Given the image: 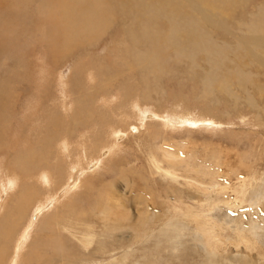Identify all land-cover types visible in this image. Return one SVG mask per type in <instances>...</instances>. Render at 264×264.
I'll use <instances>...</instances> for the list:
<instances>
[{
  "label": "rangeland",
  "instance_id": "374dc122",
  "mask_svg": "<svg viewBox=\"0 0 264 264\" xmlns=\"http://www.w3.org/2000/svg\"><path fill=\"white\" fill-rule=\"evenodd\" d=\"M6 1L10 3L14 2V0ZM37 1L38 0H24V3H30L29 6L26 7L28 14L20 21L19 27L16 30V36L19 37V39H17V43L20 47L25 48L21 50V53L18 50L16 52L14 49L9 51L3 50L0 53L7 55L5 58L3 57L4 59L0 58V73H7V76H5V74L4 76L0 74V77L3 76L2 80L10 81L12 86L9 84L8 86L10 88H7L12 90L13 93V95L11 94L8 97L7 101L0 103V115L2 116L0 127L3 125L2 127L5 129L4 130L1 127L0 132L3 129L4 134H7V136L9 135L8 137L3 136V138L5 141H7V139H10L11 137V140H8L9 142L11 141V143L13 141V144L9 143L12 145L11 147L2 138V140H0V146H5L4 143H6V145L10 147L8 148V153L10 154L14 148L19 146V144H24V141H26L27 143L25 142V144H27L28 148L35 144L33 149L39 153H55L56 155L50 154V158L52 155V162L55 160L61 161V159L68 160L70 162L71 160H74V158L77 159L78 154L83 152L82 155L80 154V159L82 158L80 160L81 167H79L78 171L76 172L78 180L83 184H81L79 189H75L69 193V195L65 197L62 202H58L56 204L55 209L57 211L61 210L63 205H65L70 198H74V195L77 194H81L83 198H86L84 197V194L89 193L88 200L90 201L91 196L94 195L93 191L99 186L101 182H107L109 179L117 176L120 173V168L118 167L120 164L124 165V172H126L125 175L123 173L122 178H116L117 181L113 187V198H115L116 201L112 199L111 200L114 204V210L116 211L115 214L110 215L107 219H109L108 222H113L114 219V223H105L104 220L107 219H103L101 214L96 215L95 218L92 217L90 221L91 224L88 223L90 226H88L89 232L90 230L93 232H90L89 234L90 237H92H89L90 240L93 239L91 240L90 244L84 246L83 243L80 242V238L77 241L74 237L69 236L67 231L72 233V230L69 228L67 223L68 215L65 213L62 214V219H59V221H62V223L59 224L62 227V231L59 233L61 234V237L65 239L66 245L70 248L68 251L71 253L70 259H72L70 264H78L76 259L83 253L89 254L93 251V248L98 249L100 253H102V251L106 250V248H103L102 250L104 244L114 237L121 238V241H124L121 244L130 245L127 250L131 249L132 257L122 258L120 255L122 248H117V250L111 252V255L109 253L97 255L98 258L95 259V262H98L97 264H130L132 261L141 263L147 262V264H203L206 259V255L203 251L204 249L212 250L214 252V258L217 261L216 264H222V262L225 263L226 261H223L224 256L231 257L239 254L238 257L244 258L246 251L249 253V255H247L249 258L246 257L247 260H251L253 264H264V245L250 252L249 249H247L244 245V241L246 240L247 244H252L255 242V245L257 243L258 237H262L264 240V229L257 227L255 230L258 234L256 233L254 235L252 233L253 229L250 226L251 216L252 219H256L259 223L263 224L262 215L258 214L256 211H247L246 215L243 214L244 218H242L241 222L236 224L231 220V215H233V217L235 216L234 219H237L241 215L242 212L240 213V208L238 207L235 208L232 205L227 206V204L225 205L217 201V207L215 205L214 209L207 210L209 202L212 199L216 203L218 197L225 196V198H227L233 191L237 190L241 186L240 183H243V190L246 192V194H249L248 196H252V199H256L258 197L260 198L262 203L257 209L264 214V90L260 89L259 91L257 89V85L262 86L264 84V63H257L258 61L256 57H251V62H246L248 66L245 63L243 70L249 74L251 78L254 79V81H246L243 86L239 85L238 81L236 80V76L228 77L229 82L232 84V89L235 90L234 94L220 90L217 88L215 83L214 89L204 97L202 94L201 97L199 96L202 89L201 75L204 72H209L212 70L210 66L212 57L210 59L203 60L204 55H200V60L197 61L198 58L196 59V63L200 65V67L195 66L194 68L193 66V69L189 70L188 66L191 61L189 58H182L181 62H176L175 59L173 60L171 58L169 63L174 65V70L176 71H172L173 73L171 72L169 75L165 74V76H161L157 73L155 78L158 79L161 77V80L159 78V86L156 85L157 87H154V92H156H152L150 94L149 100H142L139 90L136 92L137 95L134 94V99H137L139 103L145 102L142 105V110L144 113L152 116V118L149 120L151 125L158 127L161 125H166L165 122H169L173 118V109L183 110L181 112H191L192 116L194 117V119L191 121V124H180L177 127H170L167 125L166 127H163V130L165 131L155 140H152L149 137L144 125H140L142 131H139V133L137 131L127 133L124 138H120L118 140V143L113 149L108 151V145L111 142L108 140V137L113 135V132L116 129L126 131L127 128L121 125L115 126V128L111 127L113 124L116 125V123H118L121 118L120 110L122 109L111 108V106L118 99L117 91L119 89L111 88L108 90V88H106V90H100L99 86L97 85L99 82H101V77L98 73V70L102 67L105 71H110L112 67H115L114 61L117 60V56L119 54L118 50H121L120 47L123 45L121 43H132V39L130 38V35L127 34V32L133 30V28L130 25L125 26L129 22L131 15L121 16V19L115 21L113 26H111L108 31L104 29V32L100 37L93 40H88L84 44L74 47L69 51V53L65 54L63 58L60 56L54 58L51 56L48 49L52 41L56 42L59 40L56 38V31L59 29V27L47 22L46 14L41 16L33 13ZM50 1L52 3L50 9L52 10V8H54L55 13L64 18V15H66L65 13L67 12L63 5L64 0ZM262 5H264V0H232L228 11L229 14L235 16V19H229V24L232 26V31L226 33L224 30H215L214 36L218 37L217 41L219 43L225 41L222 44L229 42L230 44H228V46L233 45L236 42V38L241 36V30L244 31L246 27L243 25L240 30L238 28L239 24L237 21H250L252 16H255V14L259 13ZM0 18H2L1 15ZM32 24L34 25L33 28L30 27ZM35 24H44V26L42 28H36ZM1 32L2 30H0V33ZM215 33L219 35H215ZM40 34L44 35V37H39L40 40H38L37 38ZM242 34L246 35L244 32ZM13 36V31L6 32L4 38L0 40V47H3L5 42L9 39H12ZM28 36L31 37L29 45L27 44L28 41L26 42L23 39H26ZM122 36L124 37L122 38ZM32 38H34L33 41ZM117 43H120V45H116ZM26 47V55H24ZM219 47L223 48V52L226 49V46L224 47V45ZM117 48V52L114 53L113 50ZM185 49L189 50L190 46L189 48L185 47ZM14 58L19 59L15 60ZM192 70L195 71V76L190 72ZM89 72L91 74H89ZM8 73H10V76ZM117 85L121 86L123 84L117 82ZM1 87L2 84L0 83V88ZM156 89H158L161 94ZM245 89H247V91ZM84 94H94L91 96L94 98H89L87 95L84 96ZM111 98L112 101H110ZM88 100L91 103V107H93L92 110L95 116L99 112H103L107 116L108 128L99 131V133L95 135L87 137L92 138L96 136L101 138L102 144L98 147V150L94 148L93 142L91 140H87L85 138L83 139L84 147L82 148L80 140H78L76 136L77 133L75 134L72 130V126H74V124L70 121L72 120V116L69 115H71L74 111V106H77V104L81 102L87 106ZM10 102H12V104ZM6 105H8V108L9 106L12 108H9L8 110ZM2 107L5 110L7 109L6 111L9 113L7 112V114L4 109H1ZM126 107V109L130 110L129 105H126ZM66 111L68 113H66ZM32 112L33 114H31ZM65 113L68 114L69 118H67ZM207 113L208 115H206ZM10 114H12V116H10ZM42 114L43 116L41 117ZM57 114L62 117V130L60 131V137L62 136V138L59 141H57V136L51 135L50 132H46L47 127L45 124V122H48L49 120L50 121L48 123H51L52 117H57L54 116ZM133 115L134 114L131 115L132 119ZM22 117H24V120L26 119L27 121L24 122ZM10 119H12V125H9V122H11L9 121ZM146 119L149 118L146 117ZM41 120L42 123L40 124ZM17 121H19V123H17ZM33 121L35 124L32 123ZM8 125L12 126L13 128H7ZM43 125L46 128L43 127ZM30 126L33 128H29L28 131V127ZM105 127L106 126H103V128ZM13 129H15V131ZM11 130H13L14 133L16 132L17 135ZM91 130L95 131L93 128H89L84 132L83 129L80 131L84 134H88L92 132ZM29 132H33L34 134H32V136L28 138L27 141V137L30 136ZM121 134L124 133L122 132ZM23 136L26 139H24ZM63 138L68 139L69 145H67L65 151L68 152L66 159L62 157V154H58V149H56V145H58L60 142L63 145L66 144V141ZM111 138H113V136H111ZM15 140H19L17 143H20L17 144ZM54 140L58 144L55 143ZM139 145L141 148H139ZM71 147L73 149L80 148L77 150V152H75L76 156L74 155V152L69 153V150H73ZM153 148H156L154 150L157 151V157H159L157 159L162 161V168H168V161L175 159L179 162V164L175 167L177 170L176 182L171 181L173 178L166 176L163 171L155 170L154 162L149 153V149ZM7 156L8 155L4 154V152L1 150L0 204L12 199V195H16L19 192L22 184L21 179H18L17 183H14L13 180H16L14 174L9 173L5 176L7 172L1 166L3 165V162L6 160ZM53 156L55 157L53 158ZM135 156L137 158H135ZM167 159L169 160L166 161ZM95 161L98 162L96 163L95 168L91 170L93 167H90V165ZM101 161H104L105 166L110 168V170L106 171L104 174L103 168H105V166L101 167ZM226 162L229 163V166ZM245 165H248L249 167H245ZM87 166L90 167L89 171L80 173L82 170H84L82 168H86ZM218 168L221 170H218ZM233 169H237L236 172ZM194 170L196 172H194ZM8 171L14 172L10 170L9 166ZM37 172L40 173L38 170ZM42 173L43 175H41ZM227 173H229V175ZM41 174L40 175L43 178L46 177V175L44 176V171H42ZM187 175L193 177L194 179H187V177H185ZM52 176L54 177L55 175ZM196 179H198V181ZM87 180H90L92 183V188H87ZM26 182H33L36 184L41 193L45 190L47 191V189H45L47 186H44L42 182L37 183V181L31 180L30 182H28V180ZM60 187L62 190L64 189L62 184ZM170 187L173 190L176 188L181 189V193H186L183 190H187V193L190 192L189 194H195L196 197H204L206 200L201 203L203 207L198 208L197 205V207H192L189 209V207L187 208L184 205V210L176 211L173 208L176 206V200L179 201V204H182L185 199L181 197L176 198L175 200V192H173ZM167 188L170 189L169 192ZM146 189L147 191H145ZM207 189L209 191H207ZM58 190L54 193L55 195H52L49 198V200H52L53 202L59 197L60 193H57ZM149 193V197H151V199L149 197H147L148 200L141 198V194L148 196ZM42 198V196H38L36 199L32 200V205L27 211L28 218L15 219V221H17V219H21V228L23 229L20 227H15L8 251V256L4 259V264H11L13 260L15 262H19L21 260L24 261L27 259L29 264H34L40 259V255H38L39 253L42 254L40 263H43L47 257L51 256L47 255L49 251L44 245L39 248H35L33 253H30L32 246L31 240H33L37 235L34 234L36 229L34 226L31 228V230L33 229L32 232L28 231V237L23 235L27 240L21 242L23 243L21 250H16L15 247H13L15 238L19 236L17 234H21V232L24 231L25 226L29 224L28 221H30V223L37 222L36 224L40 222L41 219L39 218L42 215V212L40 211L43 210ZM49 200L44 202L43 205L49 202ZM149 200H151V202L153 200L156 202V204L154 202L150 203ZM37 203L39 206H37ZM185 203L193 205L197 204L196 200H188ZM149 204L153 205L154 207H151ZM82 207L85 211L90 209L89 205H84ZM191 209H194L198 213L197 215H199L198 217L200 219L205 221L207 224H211V228L215 229L213 233L211 231V234L216 236V242L212 244L210 241H208L209 247L206 244L204 249H202V245H199V242H197V240L200 239V236L195 239L196 235L194 236L190 233V230L195 228L196 224L188 222L187 220L185 223L188 224L187 228L190 227L189 230L184 232L183 228L177 223L176 228L180 229L179 232L176 230L173 233L172 227H170V231L166 232L165 235L157 236L158 229H160L157 225L160 214L169 217L173 213L177 214L180 212H187L188 210L191 211ZM121 211H128L126 213H128L127 215L130 221L127 219L128 222H126V220L123 227L117 228L119 223L116 217L119 216ZM40 213L41 215L39 216ZM174 218L179 220V222L184 221V219H181L175 215ZM168 219H170V217ZM145 223L147 226H145ZM205 226L206 225H204L203 228ZM238 226L240 228H237ZM142 230L150 234V236L148 239H142L140 241ZM239 235L245 240L239 238ZM234 237L236 238L235 240ZM99 240H101L102 243H99ZM211 246L215 247L212 248ZM146 249L148 250V253H146ZM60 253L62 252L52 254L55 257H51L56 259L59 257ZM13 254L15 255L13 256ZM18 264L21 263L19 262Z\"/></svg>",
  "mask_w": 264,
  "mask_h": 264
},
{
  "label": "bare ground",
  "instance_id": "6f19581e",
  "mask_svg": "<svg viewBox=\"0 0 264 264\" xmlns=\"http://www.w3.org/2000/svg\"><path fill=\"white\" fill-rule=\"evenodd\" d=\"M231 2L232 0H64L63 5L66 8L67 12L65 13L66 15H64V18H62L61 16L55 13L54 8H52V10L50 9L52 5L50 0H38L35 5L33 13L41 15V16L46 14L47 22H49L50 24L54 26L59 27V29L56 31L57 33L56 38H58L59 40L56 42L52 41L48 49L51 56L54 58H57L59 56L63 58L64 55L69 53V51L72 50L74 47L82 45L88 40H93V39L100 37L103 34L104 29L108 31V29L111 26H113L115 21H117L118 19H121V16L131 15L129 22L125 26L130 25L133 28V30L127 32V34L130 35V38L132 39V43L122 42L121 44L123 45H121L120 47L121 50H118V48L113 50L114 53H116L118 50L119 54L117 56V60L114 61L115 67H112L110 71H105L102 67L99 68L98 70V73L101 77V82H99L97 85L99 86L100 90H106V88H108V90L111 88L119 89L117 91L118 99L111 106V108L122 109L120 110L121 118L119 122L116 123V125L113 124L111 125V127L115 128V126L121 125L127 128L126 131H121L119 129H116L113 132V135H110L108 137V140L111 141L108 145L109 146L108 151H109L110 149H113L118 143V140L120 138H124L127 135V133L136 132V131L139 133V131H142L140 128V125H144V128L146 129L149 137L152 140H155L158 136H161V134L165 131L163 130V127H166L167 125H169L170 127H177L180 124H191L192 119H194L191 112H181L183 110L173 109V112H172L173 118L169 122H167L166 121L167 119H166L165 120L166 122L164 121L166 125H161L160 127L151 125L149 120L150 118H152V116L144 113L142 110V107H143L142 105L145 102L139 103L137 99H134L135 98L134 94L137 95L136 92H138L137 90H139L142 100L144 101L149 100L150 94L154 92V89H155L154 87L158 85L159 78L161 80V77H159L158 79L155 78L157 73L160 74L161 76H165V74L169 75V73H171L172 71H176L174 70V65L169 63V60L171 58L173 60L175 59L176 62H181L182 58L184 59L189 58V60H191L188 66L189 67L188 70H189V69H193V66L194 68L195 66L200 67V65L196 63L197 58H198L197 61L200 60L199 59L200 55H204L203 60L210 59L212 57L211 58L212 62H210L211 63L210 66L212 70L209 72H204L201 75L202 89H201V94L199 96H201L202 94H203L202 95L203 97L208 95L214 89L215 83L217 85V88H219L220 90L225 91L230 94L231 93L234 94L235 90L232 89V84L231 82H229L228 77L236 76V80L238 81L240 86H243V84L246 81H251V82L254 81V79L251 78L249 74L244 72L243 67L245 66L246 62L247 63L248 61L251 62L250 61L251 57H256L258 61L257 63L259 64L264 63V11H263L264 5L261 6L259 13L255 14V16L251 15L252 18L250 19V21H247V22L244 21L245 23L242 21L241 22L237 21V23L239 24L238 28L240 30L243 25L246 26L244 31L241 30V32L242 33L244 32L246 35L241 33V36L236 38V42L233 45L228 46V44H230L229 42L222 44L225 42V41H222V43H219L217 41L218 37L214 36V32L217 29L224 30V32L226 33L229 31H232L231 30L232 26L231 24H229V19H235V16L228 13ZM29 4L30 3H24V0H14L13 3H10L6 0L0 1V15L2 17L0 18V24H1L0 30H2V32L0 33V40L4 38V35L6 32L13 31V35H14L12 39H9L5 42V45L3 47H0V53L3 50L9 51L12 49L16 50V52L18 50L21 53V50L25 48V47H20L19 44L17 43V39H19V37L16 36V30L19 27L20 21L23 18H25L26 15L28 14L26 7L29 6ZM43 26L44 24H35L36 28L38 27L42 28ZM30 27L33 28L34 25L33 24L30 25ZM215 35H219V34L215 33ZM39 37L43 38L44 35L40 34L37 38L38 40H40ZM123 37L124 36H122V38ZM23 39L26 42L28 41L27 43L28 45L30 44L29 41L31 37L28 36L26 39L25 38ZM33 40L34 38H32V41ZM116 45H120V43H117ZM222 45H224V47L226 46L225 47L226 49L224 50V52L222 50L223 48L219 47ZM189 46H190L189 50L185 49V47L189 48ZM26 50H27V47L24 51L25 52L24 55H26ZM6 56L7 55L0 54V58L2 59H4ZM14 59L18 60L19 58L18 59L14 58ZM190 72L194 74V76L196 75L194 70ZM0 74L4 76L5 73H0ZM6 74L5 76H7ZM8 74L10 76V73ZM89 74L91 73L89 72ZM3 76L0 77V83L2 84V87L0 88V103L1 102L4 103L5 101L8 100V97L11 94L13 95L12 90H9L7 88L9 87L8 85L10 84V81L2 80ZM10 78H14V77H10ZM117 82L123 85H130V86H123V85L118 86ZM257 89L259 91L260 89L264 90V84L262 86L257 85ZM245 90L247 91V89ZM85 95H87V97L89 98H92V99L94 98V97H91L94 94H84V96ZM105 96H109V95H105ZM110 101H112V98ZM10 103L12 104V102ZM126 105L130 106V110L132 112L129 109H126L128 107V106L126 107ZM6 107L9 110L10 106L8 108V105H6ZM4 108L2 107L1 109H4ZM92 108L93 107H91V103L89 102V100H88L87 106H85L83 102L77 104V106H74L73 108L74 111L72 112L71 115H69V116H72L71 118L72 120L70 121L73 122L74 126L72 125L70 126H72L73 128V129L71 128L73 132L75 134L77 133L76 136L78 140H80V144L82 145V148L84 147L83 139L85 138L87 140H91L93 142L94 148L98 150V147L102 144L101 138L96 137V136L92 138H87V137L91 135H95L99 133V131L108 128L107 127V116L103 112H99L95 116ZM6 110L4 109V111L7 113L8 111ZM66 113L68 112L66 111ZM66 113L65 115H67V118H69L68 114ZM31 114H33V112ZM34 114H35V111H34ZM132 114H134L133 119L131 116ZM206 115H208V113ZM10 116H12V114H10ZM42 116L43 114L41 115V117ZM54 116H57V117H52L51 123H48L50 120L48 121L49 118L46 117L48 118L47 119L48 122H45L46 127H47L46 132L48 133L50 132L51 135L57 136L58 138L57 141H59L62 138V136L60 137L61 135L60 131L62 130L61 129L62 117L58 114ZM1 117L2 116L0 115V125H1V119H2ZM146 117H148L149 119H146ZM22 118L24 122L27 121L26 119L24 120V117ZM11 120L12 119H10L9 121ZM9 123H10L9 125H12V121ZM17 123H19V121H17ZM32 123L35 124L34 121ZM41 123H42V120L40 124ZM9 125L7 128L10 129L11 127L12 129L13 127ZM103 126H106V127L103 128ZM31 127L32 126L28 127V131H29V128ZM43 127L45 126L43 125ZM89 128H93L95 131L91 130L92 132L88 134H84L80 131L81 129H83V132H84L85 130ZM3 129L0 132V140H2L3 136H6V137L9 136V135L7 136V134H4L5 129L4 130ZM13 130L15 131V129ZM13 130L11 131L13 132ZM122 132L124 134H121ZM14 134L17 135L16 132ZM29 134H30L29 137L26 136L27 139L24 138L25 135L23 136V138L26 139L27 141H28V138H30L32 134L34 133L29 132ZM63 136H66V135H63ZM111 136H113V138H111ZM8 139H7L8 141L7 142L3 138V140L7 144L11 143V141L9 142V140H11V137L9 140ZM63 139H65L66 141L65 145L61 144V142L58 144L54 140L55 143L58 144L56 145L57 148L56 147L55 148L58 149L57 153L62 154V157L66 159L68 152H65V151L68 145V139L67 138H63ZM162 141H163V138H162ZM25 142L26 141H24V144H21V145L19 144V146H17L14 149L12 148L13 150L10 149L12 150L10 154L8 153V148L10 147L7 146L6 143H4L5 146H2V145L0 146V152L2 150L4 154L8 155L6 157V160H4L3 162V165L1 166L7 172L5 176L9 173L14 174V177L16 178V180H13L14 183H17L18 179L22 180V184H21L19 192L16 195L13 194L14 195V196L12 195L13 198L10 199L9 201H5L0 204V211H1V214H0V217H1L0 219V264H4V259L8 256V251L10 248V243L12 241V237L14 234L13 232L15 230V227L21 228L22 226L21 219H17V221H15V219L16 218H23V219L28 218L27 211L32 205V200L36 199V197L38 196L43 197L42 198L43 210L40 211L42 212V215L41 213L39 214V216L41 215L39 218L41 220L38 224H36L37 222L30 223V221H28L29 224L28 225L25 224L26 226L24 228V231L21 232V234H17L19 236L15 238L13 247H15L16 250L18 249L20 251L23 246V243L21 242L24 240H27L23 235H26L28 237V231L32 232L33 229L31 230V228L32 226H34L36 227L34 234H37V235L33 240H31L32 246L30 249L31 250L30 253H33L35 248H39L42 245H44L48 249L49 253L47 255H51L52 257H55L52 254H55L57 252H62L59 254V257L56 259L52 258L51 256L47 257L43 263H40L42 259V254L39 253L38 255H40V259L39 260L36 259L37 261L34 264H70L72 260L70 259L71 253L68 252L70 248L66 245L65 239L62 238L61 234L59 233L60 231H62V227L59 225L60 223H62V221H59V219L60 218L62 219L63 213L67 214L68 215L67 223H68L69 228L72 230V233L67 231L69 236L74 237L77 241L80 238V242L83 243L84 246L90 244L91 240H93V239L90 240V238L92 237H90L89 235L90 232H92V230H90V232L88 230L90 227L88 223L91 224L90 223L91 218L92 217L95 218L96 215L101 214L103 216V219H107L109 218L110 215L115 214L116 210H114V207H113L114 204L112 203V200L116 201L115 198H113L114 196L113 187L116 184V181H117L116 178H122L123 173L125 175L126 172H124L125 170L124 165L120 164L118 166L120 168V173L117 176L112 177L107 182H103V183L101 182L99 184V186L93 191L94 195L91 196L90 201L88 200L89 193L84 194V197L86 198H83L81 194H77V195H74L75 196L74 198L72 199L70 198L69 201H67L66 204L63 205L61 210L57 211L55 209L56 204L58 202H62L64 198L69 195V193H71L75 189L76 190L79 189V187H81V184H83L78 180L77 178L78 176L76 173L78 171V168L81 167L80 160L82 158L80 159V154L82 155L83 152L78 154L77 159L74 158V160H71L70 162L72 163H70L68 160H63V159H61V161L55 160L52 162L51 158H52V155H56L55 153L54 154H52V152L39 153L35 149H33L35 144L31 145V147L28 148ZM11 144H13V141ZM11 144L9 145L12 147ZM139 148H141L140 145H139ZM79 149L80 148L78 149L75 148L72 151L69 150V153L74 152V155H75V152H77V150ZM154 149L156 148L149 149V153L154 162L155 170L163 171L166 174V176L173 178V180L171 181L176 182V177H177L176 171L177 170L175 167L179 164V162L176 161L175 159L172 161H168L169 159H171L169 158L166 160L168 161V164H169L168 168L166 169L162 168L163 166V165L161 166L162 161L160 159L159 160L157 159L159 157H157V153H156L157 151H155ZM50 154H52L51 158H50ZM54 157L55 156H53V158ZM135 158L137 157L135 156ZM97 162L98 161H95L93 164L91 163L90 167L91 166L93 167L91 170L95 168V165ZM8 166L10 170L14 172H9ZM104 166H105L104 161H101V167H104ZM228 166H229V163H228ZM90 167L87 166L86 168H82L84 170H82V172L80 173L88 172ZM218 167H219V164H218ZM245 167H249V166L245 165ZM37 170L40 173H38ZM108 170H110V168L105 166V168H103V171H104L103 174ZM218 170H221V169L218 168ZM42 171L45 172L44 176L46 175L47 178L46 177L43 178L41 176L43 175V173L41 174ZM194 172L196 171L194 170ZM229 173L227 174L229 175ZM52 175H55V176L53 177ZM185 177L191 180L194 179L193 177H190L188 175ZM27 180L28 182H30V180L37 181V183L42 182L44 186H47L45 187L47 191L45 190L44 192L41 193L39 191L40 189L38 188L36 184H34L33 182L27 183L26 182ZM196 180L198 181V179ZM145 181H146V178H145ZM61 184L64 186L63 190L60 187ZM242 184L240 183L241 186L239 188L237 186L238 189L233 191L231 195L229 196L227 195L228 196L227 198H225V196H222V197L217 196L218 200H216V203L218 201L225 205L227 204V206L232 205L235 208L236 207L240 208V213L241 212L242 213L241 215L239 214L240 216L237 219L236 218L234 219L235 216L233 217V215H231L232 216L231 220L234 221L236 224L237 223L239 224L241 222L242 218H244L243 214L246 215L247 211H256L258 214L262 215L263 224L259 223L256 219H252V216L250 217L251 218L250 226L253 229L252 233L255 235L257 233L255 229L257 227L264 229V214L258 211L257 209L258 206L261 205L262 202L260 201L259 197L256 199H252L253 198L252 196H248L249 194L248 193L246 194V192L243 190L244 187L242 186ZM86 186L87 188L93 187L90 180H87ZM167 189L169 192L171 187L170 189L169 188ZM176 189L175 190L171 189L173 192H175V195H174L175 200L176 198H181V197L185 199L182 202V204H179V201L176 200V206L173 207L176 211L184 210L183 208L184 205L187 208L189 207V209L192 207L195 208L197 207V205H198V208L203 207L201 203H203L206 200L204 197H196L193 191L192 192L194 195L189 194L190 192L187 193L188 192L187 190L186 191L183 190L186 193H181V189L179 188H176ZM57 190H58L57 193H60L59 197L56 198L52 202V200H49V198L52 195H55L54 193ZM145 191H147V189ZM207 191L209 190L207 189ZM207 191H204V192H207ZM149 196H150V193L148 196L145 194H141V198L144 200H148L147 197ZM256 196H259V195H256ZM149 198L151 199V197ZM48 200L49 202L43 205L44 202ZM153 200L152 202L151 200H149V202L153 203L154 202ZM188 200H196L197 204L193 205V204L185 203ZM210 202H209L210 207L208 206L207 210L214 209L215 205L216 207L218 206V203L216 204L213 199ZM154 203L156 204V202ZM84 205H89L90 209L85 211L82 207ZM37 206H39V204ZM150 206L154 207L153 205H150ZM126 212L128 211H121L119 216L116 217L119 223L117 228L123 227L125 225V221L129 218L127 215L128 213ZM197 214L198 213L194 209L193 210L191 209V211L188 210L187 212H180L177 214L173 213L169 216L170 219H168L169 217H166L165 215L160 214L159 221L157 223L160 229H158L157 236L165 235L166 232L170 231V227H172L173 233L176 230H178L179 232L180 229L176 228L177 223L179 224V226L183 228L184 232L186 230H189L190 227L187 228L188 224L185 223L187 220L188 222L196 224L195 228H192L190 230V233L193 234L194 236L196 235L195 239L198 236H200V239H198L197 242H199L198 244L202 245L201 248L204 249V246L206 244L208 245V241H210L212 244L216 242V239H215L216 236H213L211 234V231L213 233L215 229L211 228L210 226L211 224L209 223L207 224L205 221L200 219L198 217L199 215ZM174 215L181 219H184V221L179 222V220L174 218ZM128 220L126 222H128ZM104 221L105 223H114V219H113V222H108L109 219L104 220ZM204 225L206 226L203 228ZM145 226H147V224ZM237 228H240V227L238 226ZM149 236L150 234L142 230L140 241L142 239L143 240L148 239ZM239 238H241L242 240H245L242 236H240ZM235 239L236 238L234 237V240ZM239 240H238V243H239ZM98 242L102 243L101 240H99ZM123 242L124 241H121V238L114 237L111 240H108L106 244H104V246L102 247V250L103 248H106V250L102 251V253H100L98 249L93 248V251L90 252L89 254H84V253L81 254V256L76 259V262L78 264H88V263L97 264L98 262H95V259L98 258L97 255H102L105 253L107 254L109 253L111 255V252L117 250V248L118 249L122 248L120 252V255L122 256V258L132 257L131 249L127 250L130 247V245L121 244ZM244 242H245L244 245L247 249H249V252L253 251L254 249H258L264 245V240L262 239V237H258L256 245L254 244L255 242L252 244H247V240ZM203 251L206 255V259H205V262H203V264H216L217 261L214 258V252L212 250H206V249H204ZM146 253H148L147 249H146ZM246 253L247 251L244 254V258L238 257L239 254L231 256V257L224 256L223 261H226V262L225 263L222 262V264H253L251 260L246 259V257L249 258V256H247L249 255V253L247 254ZM14 255L15 254H13V256ZM19 262L21 264H29L28 259L24 261L21 260ZM19 262H15L13 260L12 263L18 264ZM130 264H147V262L141 263V262L132 261Z\"/></svg>",
  "mask_w": 264,
  "mask_h": 264
}]
</instances>
